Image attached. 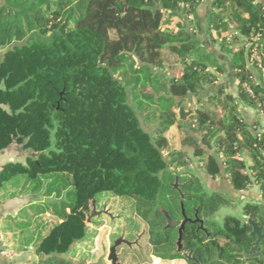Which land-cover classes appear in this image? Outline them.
Listing matches in <instances>:
<instances>
[{
  "label": "trees",
  "instance_id": "obj_1",
  "mask_svg": "<svg viewBox=\"0 0 264 264\" xmlns=\"http://www.w3.org/2000/svg\"><path fill=\"white\" fill-rule=\"evenodd\" d=\"M203 1L0 0V152L16 142L38 154L7 164L0 189L38 196L34 217L58 219L38 240L27 238L41 264H84L67 255L87 237L100 194L134 200L155 255L179 259L178 228L166 229L165 213L182 221L183 206L189 218L195 210L208 217L235 202L204 193L209 182L237 199L258 186L261 200L243 206L244 221H204L207 234L187 224L184 250L200 264H264L243 257L254 242L249 219L264 235V130L240 111L264 115V5L213 0L207 34L231 60L238 96L219 88L205 98L223 69L198 39ZM176 126L179 150L166 137ZM194 165L206 181L182 179ZM177 177L185 199L173 189Z\"/></svg>",
  "mask_w": 264,
  "mask_h": 264
},
{
  "label": "crops",
  "instance_id": "obj_2",
  "mask_svg": "<svg viewBox=\"0 0 264 264\" xmlns=\"http://www.w3.org/2000/svg\"><path fill=\"white\" fill-rule=\"evenodd\" d=\"M258 1L264 5V0ZM212 2L213 0H204L197 10V22L200 27L198 39L203 44L205 49L217 58L223 69V74L219 76L216 85L207 86L205 88V94H207L208 97L217 89L224 88L229 94L237 98L238 81L234 66L231 60L220 52L219 47L212 44L207 34V27L213 15ZM3 54L4 52L0 51V61L3 59ZM240 108L241 114L247 123L254 124L257 122L260 128L264 130V115L256 109L243 105H241ZM177 129H179L177 126L173 127L166 134V137L170 140L175 150L180 149L181 142L183 140L182 133H179ZM173 136L176 137L172 140ZM37 156V153L32 150L25 149L22 145L14 142L0 152V174L9 163L25 164L28 158H36ZM221 191L229 197L237 199L234 197L237 193L231 187L224 186ZM250 191L254 192V194H251V197L259 202V200H261V194L258 186L251 188L247 192L241 193V199ZM8 193L9 192H7V190L3 188L0 189V264H41V261L44 260V255H37L34 247L35 242L33 241L29 243L27 239L28 237L33 236H27V229L22 230L20 228L24 221L27 220L26 217H23V215L27 214V211L29 210V218L33 219L31 220L32 226L30 228H32L33 225H36V232H41L43 235L47 233L50 225L57 222L58 219L49 213L34 217L31 207L37 203V200L39 199L38 196L25 195L17 198H9ZM96 200L97 202L100 201L99 199ZM112 207L113 205H110V207L104 210L103 213L100 212V210L97 211L98 215L95 216L93 220L88 222L89 226H87V237L83 242L76 244L70 250V257L73 260L80 262L82 260L81 255L86 253L90 255V258L87 259L84 264H106L103 262V251L105 248L104 242H106V245H108L110 241L114 243V241L127 233L126 226L121 220H118V216L114 214ZM99 221L104 224L102 223L103 225H99ZM119 231V236H115V234ZM110 238H112V240ZM19 239L20 241L17 243ZM126 249L128 252L133 250H130L127 247ZM119 255L121 257V254ZM91 257H96L97 260L92 262L90 260ZM127 264H129L128 261Z\"/></svg>",
  "mask_w": 264,
  "mask_h": 264
},
{
  "label": "rangeland",
  "instance_id": "obj_3",
  "mask_svg": "<svg viewBox=\"0 0 264 264\" xmlns=\"http://www.w3.org/2000/svg\"><path fill=\"white\" fill-rule=\"evenodd\" d=\"M71 27H73V23L71 24ZM232 32V31H231ZM224 35H228V38H231L232 34H227V32ZM229 40V39H228ZM205 98H207V94L204 95ZM211 107H216L215 104L211 105ZM241 107V106H240ZM241 110V108H240ZM173 134V133H172ZM183 136V135H182ZM172 137V136H171ZM176 136H173L172 140ZM190 175H185L182 179L184 181L189 180L190 178L194 179H202L206 181L205 175L202 173H199L197 167L194 165L190 169ZM201 174V175H200ZM217 182H221V179H219ZM183 182H181L182 184ZM205 183V182H204ZM210 183V182H209ZM205 183L203 186L202 191L204 193H207V195H212L214 190L221 191L222 186L218 183ZM14 190L11 188V191ZM254 194V192H249L248 194L244 195L243 198L241 199V196L239 199H235V202L229 203L227 206H222L220 207L216 212H214L210 216H205L204 214H201L200 219L203 221H210L212 223L217 224L219 227L224 226V222L227 217H236L240 219L241 221H244L245 219L243 218L242 214V208L245 204L247 203H257L258 200L254 199L251 197V194ZM248 195V196H247ZM235 197V196H234ZM96 199H99L100 201L97 202L96 200V216L98 215L97 211L100 210V212H104L110 205H113L112 209L114 214L118 216V220H121L123 224L126 226L127 233H125L124 237L129 240V241H136L138 237H140L139 241V246L135 247V250L131 252H128L125 246H122L119 248V254H121V263L122 264H127V261L129 264H192L188 263L186 260L181 258L175 259V261H167L163 260L162 258L158 257L155 255L156 249L153 248L152 246V239L153 237L150 236V227L147 224V221L143 218V216L140 215L139 210H138V204L130 199V198H118L116 195L112 194H100L96 197ZM112 200V201H111ZM107 201V202H106ZM33 212V210H31ZM34 213V212H33ZM30 211H27V214L23 215V217H26V221L24 223H27L30 219L29 216ZM33 218V217H32ZM95 216L91 218L93 220ZM90 220V221H91ZM100 222V221H99ZM180 222V221H179ZM103 222H100L99 225H103ZM89 223H87V226ZM205 228L208 229L209 227L207 224H205ZM36 225L29 230H26V233L28 234L27 236H33V238L36 240V236H38L40 233L36 232ZM121 229V228H120ZM120 231L115 234V236H119ZM17 238V236H16ZM215 238V237H214ZM112 240V238H110ZM206 239L205 235H200L198 242L202 243ZM217 239V238H215ZM20 241V239L17 241V243ZM176 236H173V242H176ZM221 246L224 245V240L223 239H218L217 240ZM104 242V241H103ZM110 244V245H109ZM108 245H106V242H104L105 248L103 251V262L106 264H110L108 261V255H109V250L113 246L112 241H110ZM19 245V244H18ZM19 247V246H18ZM81 261L84 263L87 259L90 258L89 254L84 253V255H81ZM67 258L74 263H80L79 261H75L70 257V252L67 255ZM92 262L94 260L96 261V257H91L90 259Z\"/></svg>",
  "mask_w": 264,
  "mask_h": 264
},
{
  "label": "water",
  "instance_id": "obj_4",
  "mask_svg": "<svg viewBox=\"0 0 264 264\" xmlns=\"http://www.w3.org/2000/svg\"><path fill=\"white\" fill-rule=\"evenodd\" d=\"M182 187H184V185L180 184L179 177H177L175 180V183L173 184V189L177 190L180 193L182 199H185L186 194L182 193V190H181ZM182 213H183L182 222L173 221L172 218L169 216V214L165 213V217L167 219L166 229L178 227V240L176 242L177 252H181L183 249V236L186 231L187 224L189 223L200 224V228L204 229V221L200 219L197 214L195 215V220L189 219L186 216L183 206H182ZM248 224L252 228V231L250 232L249 237L252 240H254V242L250 249V253L249 254L244 253L243 257L245 260H250V261H254L257 259L263 260L264 256H263L262 251L260 250V244L264 240V235H262L261 230L256 222L249 219ZM204 231L207 232L205 229ZM139 239L140 237H138L136 241H129L124 237V235L118 238L116 241H114L113 246L109 250L108 261L111 264H122L121 258L118 252L119 248H121L122 246H125L129 248L130 250L133 249L134 247L140 248Z\"/></svg>",
  "mask_w": 264,
  "mask_h": 264
},
{
  "label": "flooded vegetation",
  "instance_id": "obj_5",
  "mask_svg": "<svg viewBox=\"0 0 264 264\" xmlns=\"http://www.w3.org/2000/svg\"><path fill=\"white\" fill-rule=\"evenodd\" d=\"M184 186H185V185H184ZM196 214H197V210H195V213L193 214V217H192V218H189V217H188V218L191 219V220H195V215H196ZM182 221H183V220H182ZM182 221H180V222H182ZM189 224L194 225V226L196 227V228H195V232H196V234H199L200 231H202V232H204V233L207 234V232L204 231V229H205V224H204V229H201V228H200V224H193V223H189ZM177 228H178V227H177ZM139 241H140V240H139ZM152 246H153L154 249H156V246H155L154 244H152ZM133 250H135V247L133 248ZM133 250H132V251H133ZM132 251H131V253H132ZM172 253L181 255V256L183 257V259L186 260L188 263H192V264H200V262L197 260V258H196L195 256H193L191 252H186V251L184 250V248L182 249L181 252H177V247H176V249H175ZM167 261H175V260H167Z\"/></svg>",
  "mask_w": 264,
  "mask_h": 264
}]
</instances>
